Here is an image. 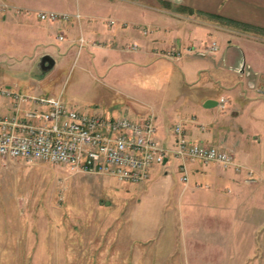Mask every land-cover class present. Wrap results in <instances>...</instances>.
Returning a JSON list of instances; mask_svg holds the SVG:
<instances>
[{
  "label": "crops",
  "instance_id": "crops-1",
  "mask_svg": "<svg viewBox=\"0 0 264 264\" xmlns=\"http://www.w3.org/2000/svg\"><path fill=\"white\" fill-rule=\"evenodd\" d=\"M38 11L69 18L48 23L37 19ZM0 34V89L53 95L41 93L40 79L80 54L100 70L105 106L130 119L152 116L160 145L172 146L178 123L186 139L230 152L226 167L169 155L137 183L161 191L162 199L177 191L185 223H192L186 226L191 249L194 242L211 247L214 232L224 236L231 232L227 224L258 216L264 192V0H0ZM210 42L216 44L212 52ZM43 56L51 59L45 69ZM115 96L121 100L111 102ZM11 106L0 96L1 114Z\"/></svg>",
  "mask_w": 264,
  "mask_h": 264
},
{
  "label": "rangeland",
  "instance_id": "rangeland-1",
  "mask_svg": "<svg viewBox=\"0 0 264 264\" xmlns=\"http://www.w3.org/2000/svg\"><path fill=\"white\" fill-rule=\"evenodd\" d=\"M79 55L48 71L41 93L84 112L123 113L105 106L100 70ZM161 194L107 174L0 158V264H264V192L258 216L227 224L231 232L195 249L177 191Z\"/></svg>",
  "mask_w": 264,
  "mask_h": 264
},
{
  "label": "built area",
  "instance_id": "built-area-1",
  "mask_svg": "<svg viewBox=\"0 0 264 264\" xmlns=\"http://www.w3.org/2000/svg\"><path fill=\"white\" fill-rule=\"evenodd\" d=\"M36 17L51 23L66 21L69 15L38 11ZM56 38L61 40L62 36ZM82 42L79 37V47ZM215 49L216 44L210 42L207 51ZM0 96L12 103L9 114L0 113L1 159L47 162L80 173L107 174L133 184L146 180L150 167L163 165L169 155L214 162L222 167L232 164L230 152L186 139L178 123L171 130L172 146L165 147L155 139L150 115L130 119L125 113L85 114L54 95H27L0 89ZM21 105L26 107L20 108ZM185 179V175L181 176L182 181Z\"/></svg>",
  "mask_w": 264,
  "mask_h": 264
},
{
  "label": "water",
  "instance_id": "water-1",
  "mask_svg": "<svg viewBox=\"0 0 264 264\" xmlns=\"http://www.w3.org/2000/svg\"><path fill=\"white\" fill-rule=\"evenodd\" d=\"M43 62H46L45 65L43 64ZM40 63L43 65L42 68L45 69V68H47L50 65L51 59L49 57H47V56H43V57L40 58Z\"/></svg>",
  "mask_w": 264,
  "mask_h": 264
}]
</instances>
